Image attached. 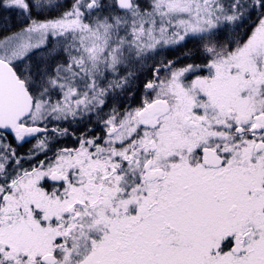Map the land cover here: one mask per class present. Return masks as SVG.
I'll return each instance as SVG.
<instances>
[{
	"label": "snow or ice",
	"instance_id": "1",
	"mask_svg": "<svg viewBox=\"0 0 264 264\" xmlns=\"http://www.w3.org/2000/svg\"><path fill=\"white\" fill-rule=\"evenodd\" d=\"M0 11V264H264V0Z\"/></svg>",
	"mask_w": 264,
	"mask_h": 264
},
{
	"label": "trees",
	"instance_id": "2",
	"mask_svg": "<svg viewBox=\"0 0 264 264\" xmlns=\"http://www.w3.org/2000/svg\"><path fill=\"white\" fill-rule=\"evenodd\" d=\"M7 21V24H5ZM21 18L13 12L0 11V32L14 31L18 28Z\"/></svg>",
	"mask_w": 264,
	"mask_h": 264
}]
</instances>
